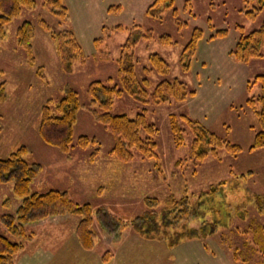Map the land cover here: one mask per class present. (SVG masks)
Instances as JSON below:
<instances>
[{
	"label": "rangeland",
	"instance_id": "374dc122",
	"mask_svg": "<svg viewBox=\"0 0 264 264\" xmlns=\"http://www.w3.org/2000/svg\"><path fill=\"white\" fill-rule=\"evenodd\" d=\"M154 1L64 0L68 17L63 19L37 0L35 9L25 8L8 24L6 38L0 42V83L5 84V98L0 99V158L26 146V159L43 165L33 190H67L76 201L90 202L94 209L106 205L127 220L149 209L147 196L159 199V210L172 197L188 194L194 199L212 184L232 181L243 173L240 189L229 192L232 201H244L252 192L264 194V147L251 150L260 123L248 102L262 93V82L255 78L264 74V57L238 61L231 54L243 33L264 23V8L256 9L258 0H174L173 6L162 5L160 12L152 14L149 9ZM41 18L54 31H73L83 47L84 56L74 60L71 72L62 68L55 40L40 24ZM24 20L35 26L34 60L17 43L16 29ZM196 28L203 30V37L190 68L184 69L182 53ZM219 30L226 33L217 35ZM164 35L172 43L164 42ZM128 43L136 72L139 78L149 79L150 91L167 78L185 82L195 93L162 103L141 102L127 93L116 97L112 112L135 117L146 109L148 120L158 128L156 157L137 153L132 160L123 161L110 153L114 135L93 115L87 87L109 77L120 84L118 58ZM152 53L167 60L168 73L153 67ZM146 68L152 69L147 72ZM65 85L76 89L84 104L78 113L75 139L82 134L96 138L89 148L76 146L70 153L47 144L38 129L42 106L49 99L58 101ZM256 108H260L258 102ZM173 114L184 129L183 141L173 127ZM183 114L240 144L242 151L233 155L220 148L221 159L210 155L204 161L194 160L193 133ZM94 150L98 153L92 158ZM21 202L13 182L0 184V216L16 213ZM244 204L247 218L234 214L229 226L206 240L187 239L176 246L145 238L131 227L115 238L95 220V244L86 249L77 234L79 216L48 217L28 224L34 237L13 264H264V238L257 232L264 216L254 203L245 200ZM219 207L225 209L224 221H228L227 205ZM5 232L0 223V233Z\"/></svg>",
	"mask_w": 264,
	"mask_h": 264
},
{
	"label": "trees",
	"instance_id": "16d2710c",
	"mask_svg": "<svg viewBox=\"0 0 264 264\" xmlns=\"http://www.w3.org/2000/svg\"><path fill=\"white\" fill-rule=\"evenodd\" d=\"M258 2L260 6L256 9L264 8V0H258ZM37 4V0H0V42L6 38L8 24L18 18L25 8L35 9ZM43 4L61 18L68 17V8L64 0H43ZM162 5L171 7L174 5V0H155L149 12L152 14L160 12ZM254 15L255 13L252 14ZM39 22L55 40L62 68L66 72H71L74 60L84 56L83 47L74 32L71 30L54 31L43 18L39 19ZM225 33V30L217 31V35ZM35 34L34 23L30 20H24L16 29L17 43L27 50L31 60H34L32 49ZM202 37L203 30L196 28L182 53L184 69L190 68V60L194 57L198 42ZM162 40L172 43L169 35L162 36ZM263 47L264 23L247 34L243 33L231 54L238 61H249L254 57H264ZM150 58L153 67L158 72L161 74L169 72V64L163 56L152 53ZM118 66L120 84L114 83V78L109 77L106 80H94L88 85L87 94L90 105L94 106L91 111L95 118L114 135L115 143L110 151L112 155L123 161L132 160L137 153L144 158L156 157L155 138L158 128L155 123L148 120L146 109L138 112L135 117L124 113L116 114L111 111L115 98L127 93L141 102L162 103L171 99L183 100L195 91H189L185 82L179 79L167 78L162 79L150 91L148 89L149 79L139 78L136 72L135 59L129 43L123 47L122 54L118 58ZM151 69L146 68V71L149 72ZM258 80L262 82V93L257 98L253 97L248 100L254 106L260 123L251 150L264 147V74L255 78V81ZM253 82L249 83V88ZM4 87V82L0 83V99L5 98ZM257 102L260 104L258 109L256 108ZM82 107L84 104L81 102L79 92L72 86L65 85L63 96L58 101L49 99L41 108L38 129L42 139L47 144L58 147L64 153H70L76 146L89 148L90 145L95 144L96 138L86 134L79 135L75 139L74 129ZM181 117L193 133L191 155L194 160L204 161L210 155L221 159L220 148H225L233 155L242 151L240 144L221 137L200 121L185 114ZM172 123L174 129L180 134L179 138L183 141L184 129L180 126L177 115L173 114ZM97 153V150H94L91 157L94 158ZM26 154L27 147L23 145L10 152L8 156L0 158V184L13 182L15 193L22 196V202L16 213H6L0 216V223L6 228L5 233H0V264H13L16 255L34 237L27 228L28 224L48 217L66 214L79 216L77 225L79 240L83 247L92 249L96 239V231L93 228L95 220L115 238L131 227L145 238L166 240L170 246H176L187 239L206 240L221 228L229 226L234 214H237L240 219L247 218L245 200L254 203L258 213L264 216V194L248 193L244 201L237 202L229 197V192L240 189L238 182L241 181V177L245 176L243 173L235 176L232 181L223 180L212 184L194 199L188 194L181 198L172 197L159 210H157L160 204L159 199L147 196L145 201L149 209L134 219L127 220L114 213L106 205L94 209L90 202L80 203L67 190L57 188L46 192L33 190L32 183L43 171V165L39 162L28 161ZM219 204L227 205L228 221H224L223 211L225 209L222 210ZM195 222L198 224L195 225ZM257 226H259L257 232L264 238V224Z\"/></svg>",
	"mask_w": 264,
	"mask_h": 264
}]
</instances>
